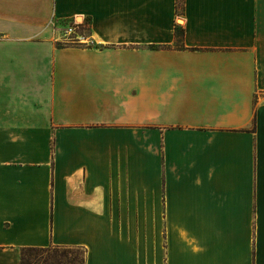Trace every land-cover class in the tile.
Wrapping results in <instances>:
<instances>
[{
  "label": "crops",
  "instance_id": "1",
  "mask_svg": "<svg viewBox=\"0 0 264 264\" xmlns=\"http://www.w3.org/2000/svg\"><path fill=\"white\" fill-rule=\"evenodd\" d=\"M176 5L0 0V264H264V0Z\"/></svg>",
  "mask_w": 264,
  "mask_h": 264
},
{
  "label": "rangeland",
  "instance_id": "2",
  "mask_svg": "<svg viewBox=\"0 0 264 264\" xmlns=\"http://www.w3.org/2000/svg\"><path fill=\"white\" fill-rule=\"evenodd\" d=\"M80 19H71L61 22L59 26H55L57 32H61L62 41L57 40L59 45H77L75 41L76 35L87 34V29L82 25ZM75 24V26H73ZM74 27V28H73ZM65 32V35H63ZM68 32V33H67ZM84 43V42H81ZM23 257V264H83V254L80 250L68 249L64 247H50L48 250H34L31 252H20V258Z\"/></svg>",
  "mask_w": 264,
  "mask_h": 264
},
{
  "label": "trees",
  "instance_id": "3",
  "mask_svg": "<svg viewBox=\"0 0 264 264\" xmlns=\"http://www.w3.org/2000/svg\"><path fill=\"white\" fill-rule=\"evenodd\" d=\"M183 0H177V8H179L181 6V3H182ZM88 22V21H87ZM182 37H183V30L182 29H178L176 27L175 29V46L176 47H181L182 45ZM50 248H44V249H37V248H25V249H22V252H31V251H34V250H48ZM19 264H23V257L20 258V263Z\"/></svg>",
  "mask_w": 264,
  "mask_h": 264
},
{
  "label": "built area",
  "instance_id": "4",
  "mask_svg": "<svg viewBox=\"0 0 264 264\" xmlns=\"http://www.w3.org/2000/svg\"><path fill=\"white\" fill-rule=\"evenodd\" d=\"M80 25H82V22H81V24H79V25H77L76 24V26H80ZM73 26H75V24L73 25ZM74 28V27H73ZM68 33V32H67ZM63 35H65V32H63ZM75 39V41H77V43H80V42H84L86 45H90V42H87V41H81V36H79V35H76V37L74 38Z\"/></svg>",
  "mask_w": 264,
  "mask_h": 264
}]
</instances>
